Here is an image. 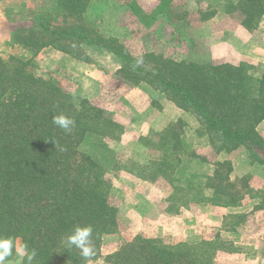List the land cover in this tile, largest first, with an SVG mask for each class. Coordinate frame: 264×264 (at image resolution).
Wrapping results in <instances>:
<instances>
[{
  "label": "rangeland",
  "instance_id": "obj_1",
  "mask_svg": "<svg viewBox=\"0 0 264 264\" xmlns=\"http://www.w3.org/2000/svg\"><path fill=\"white\" fill-rule=\"evenodd\" d=\"M238 2L135 0V10L107 6L76 15L58 0H0V59L32 60L36 77L120 126L117 138L101 140L106 153L84 145L105 161L116 211L91 264H109L108 256L137 236L166 246L204 241L194 252L200 258L213 243L210 264H264V150L221 147L192 110L152 80L127 79L121 61L92 43L115 39L146 69L169 59L264 70V16L251 22ZM1 25L9 28L4 36ZM57 29L55 38L45 32ZM19 247L18 240L6 264H28Z\"/></svg>",
  "mask_w": 264,
  "mask_h": 264
},
{
  "label": "trees",
  "instance_id": "obj_2",
  "mask_svg": "<svg viewBox=\"0 0 264 264\" xmlns=\"http://www.w3.org/2000/svg\"><path fill=\"white\" fill-rule=\"evenodd\" d=\"M238 3L251 22L264 16V0ZM58 5L76 15L107 6L136 8L135 0H58ZM57 31L45 30L50 38ZM62 32L63 37L69 36ZM92 43L121 61L120 72L127 79L137 84L152 80L180 108L192 110L205 129L219 138L221 147L264 150V139L256 131L264 120V70L246 63L230 66L169 59L146 69L137 66L115 39ZM23 44L26 49L35 45ZM32 67L30 59H0V238H11L14 245L21 241V246L35 252L31 261L35 264H85L79 249L62 241L75 226L91 225L93 260L99 256L101 237L113 231L116 211L108 202V168L92 147L106 153L101 140L117 138L120 126L87 100L75 104L54 82L36 77ZM60 114L75 120L70 133L52 123V117ZM92 139L96 141L88 142ZM86 143L91 149L84 148ZM204 243L166 246L137 236L107 261L210 264L217 247L213 243L206 246L210 255H194ZM23 260L27 261L26 255Z\"/></svg>",
  "mask_w": 264,
  "mask_h": 264
},
{
  "label": "clouds",
  "instance_id": "obj_3",
  "mask_svg": "<svg viewBox=\"0 0 264 264\" xmlns=\"http://www.w3.org/2000/svg\"><path fill=\"white\" fill-rule=\"evenodd\" d=\"M142 63V60L137 61V66ZM52 123L62 129L65 133H70L75 127V120L65 116L64 114L55 115L52 117ZM93 228L91 225L75 226L72 233L65 237L62 241L67 247H75L79 249L81 256L91 264V258L95 256L93 245ZM14 243L11 238H0V264H6V261L13 255ZM20 256L27 257L28 264L35 257V252H29L26 246H21L16 249Z\"/></svg>",
  "mask_w": 264,
  "mask_h": 264
},
{
  "label": "crops",
  "instance_id": "obj_4",
  "mask_svg": "<svg viewBox=\"0 0 264 264\" xmlns=\"http://www.w3.org/2000/svg\"><path fill=\"white\" fill-rule=\"evenodd\" d=\"M1 33L3 34V36L9 32V28L7 27V25H1ZM5 42L3 41L2 45H4ZM256 131L257 133L264 139V120H262L256 127ZM247 151V149L242 146L241 148L239 147V149H236L235 151H233V153L239 152V151Z\"/></svg>",
  "mask_w": 264,
  "mask_h": 264
}]
</instances>
